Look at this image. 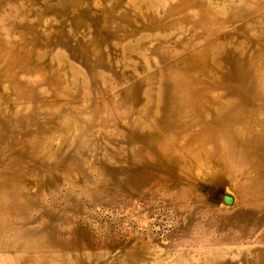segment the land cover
<instances>
[{
  "label": "rangeland",
  "instance_id": "obj_1",
  "mask_svg": "<svg viewBox=\"0 0 264 264\" xmlns=\"http://www.w3.org/2000/svg\"><path fill=\"white\" fill-rule=\"evenodd\" d=\"M0 264H264V0H0Z\"/></svg>",
  "mask_w": 264,
  "mask_h": 264
},
{
  "label": "water",
  "instance_id": "obj_2",
  "mask_svg": "<svg viewBox=\"0 0 264 264\" xmlns=\"http://www.w3.org/2000/svg\"><path fill=\"white\" fill-rule=\"evenodd\" d=\"M224 200H225V202H227V203H230V202L232 201V199H231L230 196H225V197H224Z\"/></svg>",
  "mask_w": 264,
  "mask_h": 264
}]
</instances>
